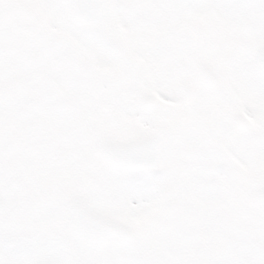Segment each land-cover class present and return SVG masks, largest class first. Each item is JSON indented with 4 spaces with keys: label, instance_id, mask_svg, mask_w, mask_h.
<instances>
[{
    "label": "snow or ice",
    "instance_id": "1",
    "mask_svg": "<svg viewBox=\"0 0 264 264\" xmlns=\"http://www.w3.org/2000/svg\"><path fill=\"white\" fill-rule=\"evenodd\" d=\"M0 264H264V0H0Z\"/></svg>",
    "mask_w": 264,
    "mask_h": 264
}]
</instances>
